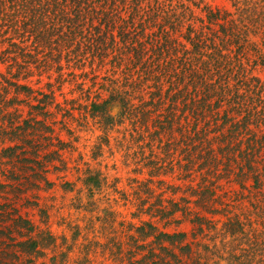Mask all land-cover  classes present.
<instances>
[{"label": "rangeland", "instance_id": "rangeland-1", "mask_svg": "<svg viewBox=\"0 0 264 264\" xmlns=\"http://www.w3.org/2000/svg\"><path fill=\"white\" fill-rule=\"evenodd\" d=\"M176 1L190 5L192 12L187 14L193 21L205 18L207 7L227 10L234 18L242 10L240 17L247 15L248 10L253 21L241 27L242 35L235 44L252 43L250 47L264 54V33L256 21V15L258 19L264 17V0ZM5 27L0 25V54L9 46ZM263 66L260 61L255 65L261 79ZM107 68L101 75L110 74V70L105 71ZM6 71V63L0 61V77ZM90 78L88 75L59 82L56 73L49 76L34 72L21 81L34 90L18 95L21 102L17 114L29 123L8 138L0 134V261L151 264L154 257L148 252L154 247L162 257H156L158 264H264L262 169H258L263 181L260 187L234 174H208L204 180L199 175L189 177L183 172L185 169H179V151H166L164 142L153 139L147 144L143 140L139 142L143 146L130 149L129 137L122 139L131 127L129 122L123 120L109 128L91 110L97 94L106 98L110 89L106 81ZM51 93L52 98L45 96ZM3 95L9 99L14 95L13 89L0 86V108ZM36 105L47 109L45 116ZM110 112L116 115L117 106ZM106 133L107 143L103 141ZM175 136L177 133L173 132L172 138ZM16 142L17 149H8ZM168 152L172 154L167 158L164 154ZM140 155L145 159L137 164ZM261 157L260 165L264 163V155ZM158 158H165V174L156 172L162 164ZM89 178H96L100 185L92 186ZM175 202L179 207L174 206ZM149 206L151 209L146 210ZM163 207L172 213L161 217L156 210ZM236 219L242 226L231 232ZM144 222H152L158 231L150 237H140L137 229ZM160 231L184 233L185 237L169 244L154 239ZM40 232L51 235L54 245L39 247L44 252L41 256L22 251L20 242L28 238L43 240Z\"/></svg>", "mask_w": 264, "mask_h": 264}, {"label": "trees", "instance_id": "trees-1", "mask_svg": "<svg viewBox=\"0 0 264 264\" xmlns=\"http://www.w3.org/2000/svg\"><path fill=\"white\" fill-rule=\"evenodd\" d=\"M242 11L234 18L227 10L207 7L205 18L193 21L187 14L192 12L190 5L176 0H0V25L6 26L4 36L9 42L0 54L7 68L0 86L14 92L9 99L3 95L0 134L8 138L29 123L17 114L20 92H34L22 84L24 78L34 72L56 73L60 82L90 75V79L106 81L110 89L106 98L97 94L91 110L109 128L128 121L131 127L122 139L129 137L130 149L143 146L140 141L148 144L155 139L165 143L166 151L177 148L176 164L189 177L199 175L205 180L208 174H234L260 187L264 79L256 75L255 65L264 62V54L250 47L252 43L235 44L241 27L254 18L248 10L240 17ZM256 17L264 33V17ZM107 66L110 74L101 75ZM86 67L89 70L83 71ZM45 96L52 98V93ZM115 106L118 112L112 115ZM36 107L46 115L44 106ZM173 132L177 133L174 138ZM103 141L108 142L107 133ZM18 147L16 142L8 149ZM138 158L137 164L145 159L144 155ZM165 158H158L159 166L153 160L156 172L166 173ZM91 180L92 186L100 185L96 178ZM174 206L179 207L178 202ZM163 209L156 210L161 217L172 213ZM234 224L231 232L242 226L237 219ZM137 230L144 238L158 231L152 222H144ZM39 234L43 240L20 242L22 251L41 256L44 252L39 247L54 245L51 235ZM184 237V233L160 231L154 239L173 244ZM148 255L154 257L151 264H158L156 257L162 258L154 247Z\"/></svg>", "mask_w": 264, "mask_h": 264}]
</instances>
